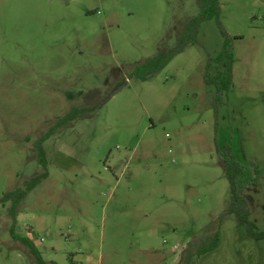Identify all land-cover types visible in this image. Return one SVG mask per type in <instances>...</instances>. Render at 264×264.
<instances>
[{"label":"rangeland","instance_id":"rangeland-1","mask_svg":"<svg viewBox=\"0 0 264 264\" xmlns=\"http://www.w3.org/2000/svg\"><path fill=\"white\" fill-rule=\"evenodd\" d=\"M218 1L197 42L142 81L197 0H0V197L44 172L34 145L51 133L47 178L15 225L44 264H264V241L224 216L222 164L228 149L257 175L245 197L263 231L264 0ZM73 107L97 109L62 122ZM9 207L0 264H38L12 238ZM217 232L218 248L197 255Z\"/></svg>","mask_w":264,"mask_h":264},{"label":"trees","instance_id":"trees-1","mask_svg":"<svg viewBox=\"0 0 264 264\" xmlns=\"http://www.w3.org/2000/svg\"><path fill=\"white\" fill-rule=\"evenodd\" d=\"M197 1L199 7L198 15L187 20V22L183 26V29L176 32L175 44L173 45V47L161 50L155 57L148 59L142 65L141 69H144L145 72L143 73V75H135L137 79L146 81L153 75L164 69L174 57L183 53L189 45L195 44L197 42L199 28L203 22L218 17V0ZM228 48V44L223 47L222 56L218 60L221 62L224 59L228 60L226 64L227 75L222 79L223 81H219L218 79L211 80V82H214V84L218 87L219 94L224 91H227L231 83L233 58ZM209 80L210 79H208V81ZM112 96L113 95H111V97ZM95 109H97V107H94L93 109L73 107L68 112L66 117L62 119V122L71 121L75 116L84 115L87 112L94 111ZM60 123L61 121H59L57 125L60 126ZM50 136L51 133L40 135L34 145V151L37 154V161L44 168V172L32 179L27 180L24 183L23 189L6 192L2 197H0V206H5L7 203H10L8 214L12 220V226L10 229V234L12 238L15 241H20L22 244L27 246L30 249L31 253L34 255L38 264H44L40 252L28 237H20L15 233V225L18 216L17 208L19 204L29 192H31L43 179L47 178V161L43 144ZM222 164L227 173L230 186V202L224 216H234L238 226L245 231L246 235L250 239L254 240L255 242L264 241V230L259 231L257 226L251 221L250 208L247 198L245 197V191L247 190V188L250 185H257V175L255 173L250 172L249 170L244 169L239 163H237L233 159L228 149L225 150V153L222 157ZM219 240V232L215 233L210 237L205 238L201 245L198 247L197 255L202 256L209 252L215 251L218 248Z\"/></svg>","mask_w":264,"mask_h":264}]
</instances>
